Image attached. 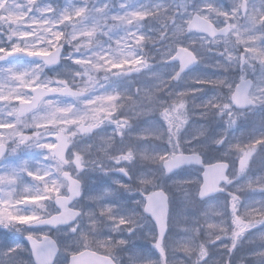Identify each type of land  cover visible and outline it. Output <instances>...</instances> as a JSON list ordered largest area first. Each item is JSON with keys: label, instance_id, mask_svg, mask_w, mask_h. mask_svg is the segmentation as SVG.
Listing matches in <instances>:
<instances>
[{"label": "clouds", "instance_id": "clouds-1", "mask_svg": "<svg viewBox=\"0 0 264 264\" xmlns=\"http://www.w3.org/2000/svg\"><path fill=\"white\" fill-rule=\"evenodd\" d=\"M132 3L0 0V264H264V0Z\"/></svg>", "mask_w": 264, "mask_h": 264}, {"label": "rangeland", "instance_id": "rangeland-1", "mask_svg": "<svg viewBox=\"0 0 264 264\" xmlns=\"http://www.w3.org/2000/svg\"><path fill=\"white\" fill-rule=\"evenodd\" d=\"M50 1V0H49ZM80 0H71V5L78 4ZM105 0H98V3H104ZM114 2V0H113ZM141 0H133V3L129 5L130 7H134L137 3H140ZM48 3V2H47ZM50 4V3H49ZM71 5L68 3V0H65V6L71 7ZM115 11V9H113ZM115 35V34H113ZM2 39V38H0ZM109 41H106L105 47H107V44ZM5 49H10L7 45L0 44V53L3 52ZM25 51L29 52V50L25 49ZM29 66L28 64H24L22 62H16L14 64L0 66V69H8V68H14L15 70L19 71L20 69ZM37 153H21L19 157H8L3 160L0 164V171H4L6 169H9L10 167L18 166L19 160L21 158H30L31 160H35L37 158ZM2 235V233H0Z\"/></svg>", "mask_w": 264, "mask_h": 264}, {"label": "water", "instance_id": "water-1", "mask_svg": "<svg viewBox=\"0 0 264 264\" xmlns=\"http://www.w3.org/2000/svg\"><path fill=\"white\" fill-rule=\"evenodd\" d=\"M22 56V54H17V53H15V54H12V55H10V56H7L5 59H2V60H0V62H3V61H6V60H12V59H15L16 57H18V56ZM25 59H28V56H25ZM29 60V59H28Z\"/></svg>", "mask_w": 264, "mask_h": 264}]
</instances>
